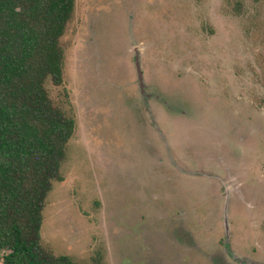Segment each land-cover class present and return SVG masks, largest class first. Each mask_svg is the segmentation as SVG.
<instances>
[{"label": "rangeland", "instance_id": "1", "mask_svg": "<svg viewBox=\"0 0 264 264\" xmlns=\"http://www.w3.org/2000/svg\"><path fill=\"white\" fill-rule=\"evenodd\" d=\"M75 1L50 91L76 130L43 244L81 264H264V0Z\"/></svg>", "mask_w": 264, "mask_h": 264}, {"label": "trees", "instance_id": "2", "mask_svg": "<svg viewBox=\"0 0 264 264\" xmlns=\"http://www.w3.org/2000/svg\"><path fill=\"white\" fill-rule=\"evenodd\" d=\"M75 6L0 0V264H81L41 238L47 199L64 182L76 130L68 93L55 100L50 91L64 84L61 39ZM101 259L97 253L93 262Z\"/></svg>", "mask_w": 264, "mask_h": 264}, {"label": "water", "instance_id": "3", "mask_svg": "<svg viewBox=\"0 0 264 264\" xmlns=\"http://www.w3.org/2000/svg\"><path fill=\"white\" fill-rule=\"evenodd\" d=\"M137 67H138V73H139V77H140V79H142V74H141V71L139 70V65L137 64ZM226 227H227V230H228V226L226 225Z\"/></svg>", "mask_w": 264, "mask_h": 264}, {"label": "flooded vegetation", "instance_id": "4", "mask_svg": "<svg viewBox=\"0 0 264 264\" xmlns=\"http://www.w3.org/2000/svg\"><path fill=\"white\" fill-rule=\"evenodd\" d=\"M136 64H138V58H137V60H136ZM137 68H138V67H137ZM139 82L142 83V79H140V77H139Z\"/></svg>", "mask_w": 264, "mask_h": 264}]
</instances>
